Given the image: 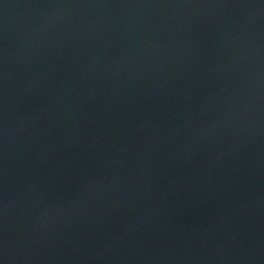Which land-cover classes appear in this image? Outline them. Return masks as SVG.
Masks as SVG:
<instances>
[{
  "label": "water",
  "instance_id": "obj_1",
  "mask_svg": "<svg viewBox=\"0 0 264 264\" xmlns=\"http://www.w3.org/2000/svg\"><path fill=\"white\" fill-rule=\"evenodd\" d=\"M0 264H264V0H0Z\"/></svg>",
  "mask_w": 264,
  "mask_h": 264
}]
</instances>
